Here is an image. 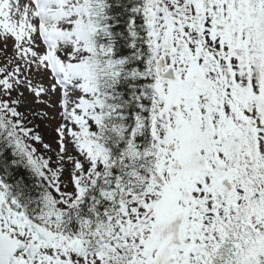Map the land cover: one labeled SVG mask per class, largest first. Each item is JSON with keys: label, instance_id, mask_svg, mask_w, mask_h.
<instances>
[{"label": "snow or ice", "instance_id": "1", "mask_svg": "<svg viewBox=\"0 0 264 264\" xmlns=\"http://www.w3.org/2000/svg\"><path fill=\"white\" fill-rule=\"evenodd\" d=\"M0 264H264V0H0Z\"/></svg>", "mask_w": 264, "mask_h": 264}]
</instances>
